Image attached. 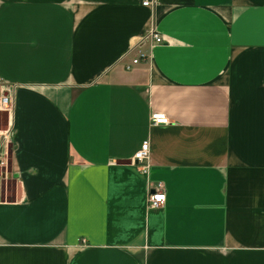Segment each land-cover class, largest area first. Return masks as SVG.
<instances>
[{
	"label": "crops",
	"instance_id": "crops-1",
	"mask_svg": "<svg viewBox=\"0 0 264 264\" xmlns=\"http://www.w3.org/2000/svg\"><path fill=\"white\" fill-rule=\"evenodd\" d=\"M142 2L0 0V264H264V0Z\"/></svg>",
	"mask_w": 264,
	"mask_h": 264
},
{
	"label": "built area",
	"instance_id": "built-area-1",
	"mask_svg": "<svg viewBox=\"0 0 264 264\" xmlns=\"http://www.w3.org/2000/svg\"><path fill=\"white\" fill-rule=\"evenodd\" d=\"M155 0H143V6H153ZM142 43L160 44L163 42V38L156 30H148L140 39ZM150 55L146 51L141 49L138 51L136 57L131 61V64L127 65V69L130 70L133 67L142 63H149ZM9 89L1 85L0 89V113L6 112L9 109L11 100L7 96ZM151 124L153 126L168 125L170 123L169 118L165 114L152 113L150 117ZM11 129H0V167H4L9 155L12 144ZM150 145L148 142H144L140 149L135 153L133 158V164L141 167H147L150 159ZM1 176V175H0ZM5 176V175H4ZM3 178V176H2ZM166 201L165 189L162 184H158L157 187L151 188L148 191L147 203L149 208L157 209L164 205Z\"/></svg>",
	"mask_w": 264,
	"mask_h": 264
},
{
	"label": "rangeland",
	"instance_id": "rangeland-1",
	"mask_svg": "<svg viewBox=\"0 0 264 264\" xmlns=\"http://www.w3.org/2000/svg\"><path fill=\"white\" fill-rule=\"evenodd\" d=\"M1 116H2V119H0V129L1 130H6L8 128L6 126L7 125V119H8L7 113L5 112L4 115H2V113H1ZM0 171H1V173H5L4 172L5 171L4 167H0ZM0 178H2V176H0Z\"/></svg>",
	"mask_w": 264,
	"mask_h": 264
}]
</instances>
